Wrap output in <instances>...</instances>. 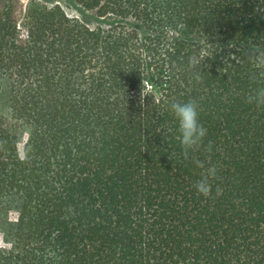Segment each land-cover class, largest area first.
Wrapping results in <instances>:
<instances>
[{"label": "trees", "instance_id": "trees-1", "mask_svg": "<svg viewBox=\"0 0 264 264\" xmlns=\"http://www.w3.org/2000/svg\"><path fill=\"white\" fill-rule=\"evenodd\" d=\"M57 1L0 0V264H264V0Z\"/></svg>", "mask_w": 264, "mask_h": 264}, {"label": "clouds", "instance_id": "clouds-1", "mask_svg": "<svg viewBox=\"0 0 264 264\" xmlns=\"http://www.w3.org/2000/svg\"><path fill=\"white\" fill-rule=\"evenodd\" d=\"M250 103L264 106V88H260L248 98ZM170 111L173 113L178 124L177 139L185 156L200 148L204 138L207 135V129L200 123L198 105L194 102L172 103ZM198 166L203 167L200 161L196 162ZM216 170L214 167L207 169V175L196 184V190L203 196H209L212 186L209 178L214 177Z\"/></svg>", "mask_w": 264, "mask_h": 264}, {"label": "rangeland", "instance_id": "rangeland-1", "mask_svg": "<svg viewBox=\"0 0 264 264\" xmlns=\"http://www.w3.org/2000/svg\"><path fill=\"white\" fill-rule=\"evenodd\" d=\"M56 3L59 4L70 17L80 19L88 23L91 27H97L102 22L97 18L96 12H81L66 0H58Z\"/></svg>", "mask_w": 264, "mask_h": 264}]
</instances>
